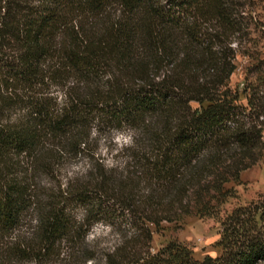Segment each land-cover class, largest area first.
I'll use <instances>...</instances> for the list:
<instances>
[{
  "label": "trees",
  "instance_id": "obj_1",
  "mask_svg": "<svg viewBox=\"0 0 264 264\" xmlns=\"http://www.w3.org/2000/svg\"><path fill=\"white\" fill-rule=\"evenodd\" d=\"M254 4L0 0V233L14 238L37 214L33 235L7 245L11 256L264 264V193L220 220L219 256L196 259L177 241L153 251L150 227L218 218L236 195L227 184L264 154V58L242 90L229 85ZM112 131L130 141L110 161L98 135ZM76 157L88 167L69 170ZM95 223L116 241L95 250Z\"/></svg>",
  "mask_w": 264,
  "mask_h": 264
},
{
  "label": "rangeland",
  "instance_id": "obj_2",
  "mask_svg": "<svg viewBox=\"0 0 264 264\" xmlns=\"http://www.w3.org/2000/svg\"><path fill=\"white\" fill-rule=\"evenodd\" d=\"M252 10L254 24L251 30V40H244L240 46L235 59L237 68L229 80L231 87H237L240 90L243 89L248 68L255 64L258 59L264 58V0H255ZM241 99L245 101L243 95ZM98 138H100L99 152L107 155L110 161L118 148L130 141V135L126 131L102 132ZM87 167L88 165L83 159L76 157L72 158L68 168L69 170H82ZM227 187L234 189L236 195L230 197L222 205L218 218L190 214L177 220L163 221L158 226L151 224L153 251H158L171 241H177L187 245L193 251L196 259L202 260L207 255L219 256L223 251L222 246L219 245L222 230L220 220L234 208L258 200L259 195L264 193V154L257 164L241 173L238 181H231ZM77 213L78 216H82L83 209H79ZM36 217V212L31 211L15 232L14 238L3 236L0 233V264H45L29 258H16L7 252V245H10L14 239H23L25 236L33 235L37 225ZM117 236L118 232L111 227L102 223H95L90 230L88 239L91 246L96 250V246L101 248L113 244ZM98 257L99 261L95 259L88 264L100 263L101 254Z\"/></svg>",
  "mask_w": 264,
  "mask_h": 264
}]
</instances>
